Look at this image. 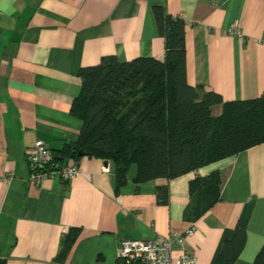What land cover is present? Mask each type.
<instances>
[{
  "label": "crops",
  "instance_id": "1",
  "mask_svg": "<svg viewBox=\"0 0 264 264\" xmlns=\"http://www.w3.org/2000/svg\"><path fill=\"white\" fill-rule=\"evenodd\" d=\"M155 5L187 22L189 84L225 101L263 94L264 0H0L2 264H115L124 237L152 239L191 227L186 249L196 264H212L224 232L244 213L247 239L233 264L255 260L264 244V143L173 178L137 182L130 170L118 193L113 162L93 156L78 161L81 172L71 180L59 173L38 184L30 179L27 153L36 140L58 152L79 139L83 122L71 107L83 67L105 55L164 60ZM213 171L221 176L220 200L196 220L186 218L191 180ZM158 187L168 188L166 202ZM72 227L79 234L60 263L55 258Z\"/></svg>",
  "mask_w": 264,
  "mask_h": 264
},
{
  "label": "trees",
  "instance_id": "2",
  "mask_svg": "<svg viewBox=\"0 0 264 264\" xmlns=\"http://www.w3.org/2000/svg\"><path fill=\"white\" fill-rule=\"evenodd\" d=\"M153 12L165 38L164 60L140 56L121 62L105 55L97 65L83 67L81 91L71 107L83 122L80 136L58 152L52 150L53 168L84 156L111 160L118 193L133 165L137 182L173 178L264 143V92L252 99L225 101L202 84H189L187 22L161 5ZM217 105L222 106L219 115L213 113ZM221 189L218 171L192 179L186 218L196 220L204 214L220 200ZM157 194L166 202L168 188L158 187ZM247 222L244 213L235 228L224 232L212 264L237 260L246 243ZM78 234V228L69 229L56 261L66 260ZM115 264L128 263L119 258ZM252 264H264V244Z\"/></svg>",
  "mask_w": 264,
  "mask_h": 264
},
{
  "label": "built area",
  "instance_id": "3",
  "mask_svg": "<svg viewBox=\"0 0 264 264\" xmlns=\"http://www.w3.org/2000/svg\"><path fill=\"white\" fill-rule=\"evenodd\" d=\"M53 157L52 149L45 141L38 139L31 145L27 161L31 168L32 181L38 184L56 173L65 180H71L81 172L79 163L75 160L60 168H53ZM11 176L12 173H9L6 178ZM193 230L191 227L184 233L161 234L152 239L124 237L119 242V258L128 264H196V256L185 247L186 238ZM175 246L180 247V254L176 258L173 255Z\"/></svg>",
  "mask_w": 264,
  "mask_h": 264
},
{
  "label": "rangeland",
  "instance_id": "4",
  "mask_svg": "<svg viewBox=\"0 0 264 264\" xmlns=\"http://www.w3.org/2000/svg\"><path fill=\"white\" fill-rule=\"evenodd\" d=\"M134 170H135V166L133 165L131 171H134Z\"/></svg>",
  "mask_w": 264,
  "mask_h": 264
},
{
  "label": "water",
  "instance_id": "5",
  "mask_svg": "<svg viewBox=\"0 0 264 264\" xmlns=\"http://www.w3.org/2000/svg\"><path fill=\"white\" fill-rule=\"evenodd\" d=\"M80 154L82 155V154H83V152H80ZM105 162L107 163L108 161L106 160Z\"/></svg>",
  "mask_w": 264,
  "mask_h": 264
}]
</instances>
